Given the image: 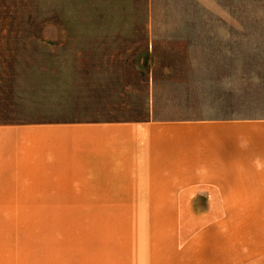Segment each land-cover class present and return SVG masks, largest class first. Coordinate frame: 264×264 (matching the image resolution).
I'll use <instances>...</instances> for the list:
<instances>
[{"label":"crops","instance_id":"crops-1","mask_svg":"<svg viewBox=\"0 0 264 264\" xmlns=\"http://www.w3.org/2000/svg\"><path fill=\"white\" fill-rule=\"evenodd\" d=\"M235 4L52 1L66 40L147 47L148 116L0 122V264H264V71Z\"/></svg>","mask_w":264,"mask_h":264},{"label":"rangeland","instance_id":"rangeland-1","mask_svg":"<svg viewBox=\"0 0 264 264\" xmlns=\"http://www.w3.org/2000/svg\"><path fill=\"white\" fill-rule=\"evenodd\" d=\"M52 1L0 0V122L146 118L147 47L86 44L84 37L66 40ZM213 1L205 0L206 6ZM235 2L238 38L254 42L238 45L237 53L253 57L254 68L264 71V0ZM207 11L205 23L212 34L220 15ZM89 22H72L73 33ZM179 48L155 47V51L175 53ZM38 208L25 207L29 210L25 217H50L39 214Z\"/></svg>","mask_w":264,"mask_h":264}]
</instances>
